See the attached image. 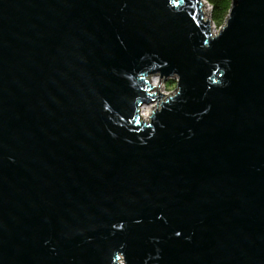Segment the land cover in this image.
Segmentation results:
<instances>
[{
    "label": "water",
    "instance_id": "1",
    "mask_svg": "<svg viewBox=\"0 0 264 264\" xmlns=\"http://www.w3.org/2000/svg\"><path fill=\"white\" fill-rule=\"evenodd\" d=\"M202 7L0 0V264H264V0Z\"/></svg>",
    "mask_w": 264,
    "mask_h": 264
},
{
    "label": "rangeland",
    "instance_id": "2",
    "mask_svg": "<svg viewBox=\"0 0 264 264\" xmlns=\"http://www.w3.org/2000/svg\"><path fill=\"white\" fill-rule=\"evenodd\" d=\"M201 1L204 4V10L203 11L204 12L207 11V14L210 16V17L205 16L204 18H206V19L208 18L211 20L210 27L212 28V31H211L212 35L213 36L219 35L221 28L224 27L227 23V20L229 18V14H230V11L232 8V4H231V7L229 9V13L225 17L224 21L221 24H216L212 20L211 15H210V13L212 12V6L209 3V0H201ZM178 80H179L178 77L176 79L175 78H168L167 80L166 79H160V81H162L161 86H160L161 87L160 93L165 94V95H174L178 91V87H177L178 86ZM150 84H152L151 80H150ZM151 92H153V91H151ZM151 104H153V103H151ZM149 119H150V117L147 120L144 119V121H149Z\"/></svg>",
    "mask_w": 264,
    "mask_h": 264
},
{
    "label": "trees",
    "instance_id": "3",
    "mask_svg": "<svg viewBox=\"0 0 264 264\" xmlns=\"http://www.w3.org/2000/svg\"><path fill=\"white\" fill-rule=\"evenodd\" d=\"M209 3L212 6L210 13L212 20L216 24H221L229 13L232 0H209Z\"/></svg>",
    "mask_w": 264,
    "mask_h": 264
},
{
    "label": "bare ground",
    "instance_id": "4",
    "mask_svg": "<svg viewBox=\"0 0 264 264\" xmlns=\"http://www.w3.org/2000/svg\"><path fill=\"white\" fill-rule=\"evenodd\" d=\"M204 10V6L202 7V11ZM204 12V11H203ZM204 16L208 17L209 15L207 14V11H205L204 13ZM210 17V16H209ZM211 31H212V28L210 27ZM176 79V78H175ZM151 82H152V86H154L152 88V91L155 93V94H158V92L161 90V83L162 81H160L159 77L158 76H153L151 79ZM160 81V82H159ZM160 85V86H159ZM159 86V87H158ZM159 88V90H158ZM157 108V101L155 100L153 102V104H144L143 106L140 107V116H141V119H148L150 117V115L152 114V110L153 112H155Z\"/></svg>",
    "mask_w": 264,
    "mask_h": 264
},
{
    "label": "built area",
    "instance_id": "5",
    "mask_svg": "<svg viewBox=\"0 0 264 264\" xmlns=\"http://www.w3.org/2000/svg\"><path fill=\"white\" fill-rule=\"evenodd\" d=\"M203 6H204V4H203Z\"/></svg>",
    "mask_w": 264,
    "mask_h": 264
}]
</instances>
